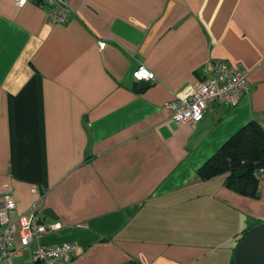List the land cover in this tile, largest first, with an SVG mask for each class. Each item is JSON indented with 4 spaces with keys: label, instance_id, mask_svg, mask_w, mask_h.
I'll return each instance as SVG.
<instances>
[{
    "label": "crops",
    "instance_id": "crops-1",
    "mask_svg": "<svg viewBox=\"0 0 264 264\" xmlns=\"http://www.w3.org/2000/svg\"><path fill=\"white\" fill-rule=\"evenodd\" d=\"M68 5L69 21L53 24L45 7L0 0L9 218L33 206L59 224L38 241L77 249L53 264H234L240 237L264 222V182L244 195L227 173L202 179L197 169L246 123L264 129V0ZM207 60L244 70L248 94L195 124L174 122L166 104ZM140 64L155 74L143 89L132 77ZM35 244L14 264H30Z\"/></svg>",
    "mask_w": 264,
    "mask_h": 264
},
{
    "label": "built area",
    "instance_id": "built-area-1",
    "mask_svg": "<svg viewBox=\"0 0 264 264\" xmlns=\"http://www.w3.org/2000/svg\"><path fill=\"white\" fill-rule=\"evenodd\" d=\"M32 2L47 9V17L53 24H65L70 18L68 0H15L17 6ZM150 74V75H146ZM136 82L145 80L151 82L155 74L146 66L140 64L132 71ZM249 85L245 72L237 66L221 60H207L202 68L199 79L185 87L175 98L166 104L171 111V119L176 123L195 124L199 122L211 106L234 107L240 99L248 94ZM255 176L264 182V168L255 171ZM15 208L11 194L0 195V264H14V257L31 242L36 244L31 250V263L53 264L70 262L77 246L73 242H62L54 245L42 244L39 238L59 228L57 222L46 223L41 220L33 206L24 213L9 218V212ZM19 236L20 248H15L16 236Z\"/></svg>",
    "mask_w": 264,
    "mask_h": 264
},
{
    "label": "trees",
    "instance_id": "trees-1",
    "mask_svg": "<svg viewBox=\"0 0 264 264\" xmlns=\"http://www.w3.org/2000/svg\"><path fill=\"white\" fill-rule=\"evenodd\" d=\"M259 168H264V129L256 122L250 121L209 157L197 169V173L202 179L227 173L228 186L241 194L251 196L254 195L256 183L260 181L254 174ZM242 169L247 172L235 178L234 172Z\"/></svg>",
    "mask_w": 264,
    "mask_h": 264
},
{
    "label": "water",
    "instance_id": "water-1",
    "mask_svg": "<svg viewBox=\"0 0 264 264\" xmlns=\"http://www.w3.org/2000/svg\"><path fill=\"white\" fill-rule=\"evenodd\" d=\"M147 85V81H139V88ZM246 172V169L238 170L234 172V177L239 178ZM44 213L55 217L49 209ZM234 264H264V222L249 227L243 234L235 249Z\"/></svg>",
    "mask_w": 264,
    "mask_h": 264
},
{
    "label": "snow or ice",
    "instance_id": "snow-or-ice-1",
    "mask_svg": "<svg viewBox=\"0 0 264 264\" xmlns=\"http://www.w3.org/2000/svg\"><path fill=\"white\" fill-rule=\"evenodd\" d=\"M21 3H24V0H20Z\"/></svg>",
    "mask_w": 264,
    "mask_h": 264
},
{
    "label": "clouds",
    "instance_id": "clouds-1",
    "mask_svg": "<svg viewBox=\"0 0 264 264\" xmlns=\"http://www.w3.org/2000/svg\"><path fill=\"white\" fill-rule=\"evenodd\" d=\"M146 75H150V74H147V73H146Z\"/></svg>",
    "mask_w": 264,
    "mask_h": 264
}]
</instances>
